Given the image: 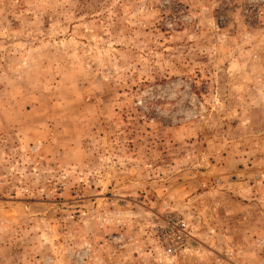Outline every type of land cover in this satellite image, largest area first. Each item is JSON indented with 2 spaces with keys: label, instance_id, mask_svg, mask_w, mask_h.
Returning <instances> with one entry per match:
<instances>
[{
  "label": "rangeland",
  "instance_id": "1",
  "mask_svg": "<svg viewBox=\"0 0 264 264\" xmlns=\"http://www.w3.org/2000/svg\"><path fill=\"white\" fill-rule=\"evenodd\" d=\"M0 264H264V0H0Z\"/></svg>",
  "mask_w": 264,
  "mask_h": 264
}]
</instances>
